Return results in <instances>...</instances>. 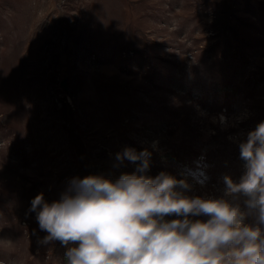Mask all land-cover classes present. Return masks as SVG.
<instances>
[{
	"label": "rangeland",
	"instance_id": "374dc122",
	"mask_svg": "<svg viewBox=\"0 0 264 264\" xmlns=\"http://www.w3.org/2000/svg\"><path fill=\"white\" fill-rule=\"evenodd\" d=\"M262 122L264 0H0V264H66L32 201L134 173L129 148L225 198Z\"/></svg>",
	"mask_w": 264,
	"mask_h": 264
},
{
	"label": "clouds",
	"instance_id": "9594fccd",
	"mask_svg": "<svg viewBox=\"0 0 264 264\" xmlns=\"http://www.w3.org/2000/svg\"><path fill=\"white\" fill-rule=\"evenodd\" d=\"M239 149L243 172L224 177L225 198L185 195L186 181L147 175L150 153L129 148L118 159L139 161L134 173L75 178L59 201L41 193L31 210L44 243L71 245L66 264H264V228L248 222L264 225V122Z\"/></svg>",
	"mask_w": 264,
	"mask_h": 264
},
{
	"label": "water",
	"instance_id": "95a60500",
	"mask_svg": "<svg viewBox=\"0 0 264 264\" xmlns=\"http://www.w3.org/2000/svg\"><path fill=\"white\" fill-rule=\"evenodd\" d=\"M61 87H62L65 91H68V85H67V79H66V78L61 82Z\"/></svg>",
	"mask_w": 264,
	"mask_h": 264
}]
</instances>
